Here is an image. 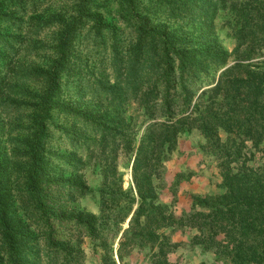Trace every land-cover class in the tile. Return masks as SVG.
I'll list each match as a JSON object with an SVG mask.
<instances>
[{"label": "rangeland", "instance_id": "obj_1", "mask_svg": "<svg viewBox=\"0 0 264 264\" xmlns=\"http://www.w3.org/2000/svg\"><path fill=\"white\" fill-rule=\"evenodd\" d=\"M81 3L0 0V264H231L191 243L196 229L177 226L207 212L199 198L223 192L220 145L234 136L231 119L206 131L192 112L226 69L264 72V0L85 1L49 102L37 181L63 246L55 250L27 185L48 74ZM157 32L173 38L175 77L180 67L185 74L168 111L159 107L169 74ZM251 49L262 53L249 57ZM227 92L214 99L224 103ZM180 118L190 120L162 144L155 124ZM238 138L241 158L262 166L264 136ZM163 209L172 227L158 231ZM162 241L172 245L161 251Z\"/></svg>", "mask_w": 264, "mask_h": 264}, {"label": "trees", "instance_id": "obj_2", "mask_svg": "<svg viewBox=\"0 0 264 264\" xmlns=\"http://www.w3.org/2000/svg\"><path fill=\"white\" fill-rule=\"evenodd\" d=\"M85 1L82 0L78 7V16L69 23L67 30L61 37L60 58L48 74V92L41 107L42 114L37 123V131L31 150L32 165L28 176L27 191L35 198V204L46 220L45 229L49 233L50 243L55 247V250H60L63 246L54 241L55 229L51 223V218L54 216L44 202V195L39 190L37 181L41 173L46 125L49 119V102L57 92L58 77L66 64L67 42L84 19ZM156 35L162 41L164 64L169 74L161 81L166 82V86L163 104H160L159 107L168 111L174 92H177L181 87L184 88L185 74L183 68L180 67L179 73H177L178 77H175L176 70L172 63V57L173 55L178 56V54L172 52L173 38L161 35L159 32ZM253 51L251 49L248 53ZM259 51L260 49L254 51L255 53L249 57L259 56L262 53ZM250 85H252L253 90L249 89ZM223 87L230 88L233 93L227 92L225 102L221 103L214 99L216 98L214 96ZM185 93L187 97H190L194 92ZM221 107L229 109L231 114L224 112L220 116ZM189 108L190 105L186 111ZM192 113L200 117V122L203 123L206 131L216 129L218 121L221 122V119L225 117L231 119L227 127L231 129L234 136L230 137L227 143L220 145L222 148L220 151L227 153L226 158L220 162L223 169L224 181L221 186L223 192L199 198L197 205H200L207 212H196L192 216L185 217L186 219L178 220L177 228H184L185 232L196 229L198 235L194 236L190 242L202 245L207 250L215 251L216 249L217 252L214 253L220 255L224 253L230 259L231 264H264V164L260 167L248 165L247 161L241 158L243 142L239 141L238 138L239 135L250 134L253 129L259 139L264 136V72L252 71L240 63L226 69L222 72V77L216 85L203 90ZM243 114H247V117L242 118ZM189 120V118H180L175 121L174 126L156 123L155 129L160 131L162 144L169 141L170 136L176 137L175 129L179 130ZM168 121H174V119L170 118ZM238 124L240 128L237 127ZM254 125L255 127H253ZM263 140H260L261 143ZM138 216H140L139 213ZM191 217L196 219L198 224L189 223L188 220ZM134 219L132 220L133 224ZM168 226L170 224L167 223V216L163 209L161 218L158 219L157 230L162 231ZM87 229L90 230L89 227ZM171 245L170 242L162 241L160 250L164 251L166 247Z\"/></svg>", "mask_w": 264, "mask_h": 264}]
</instances>
